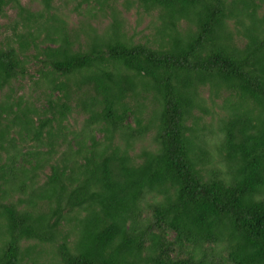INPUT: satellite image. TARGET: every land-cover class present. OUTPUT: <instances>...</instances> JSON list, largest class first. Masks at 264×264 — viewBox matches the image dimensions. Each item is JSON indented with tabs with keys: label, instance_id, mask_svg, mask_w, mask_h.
<instances>
[{
	"label": "trees",
	"instance_id": "obj_1",
	"mask_svg": "<svg viewBox=\"0 0 264 264\" xmlns=\"http://www.w3.org/2000/svg\"><path fill=\"white\" fill-rule=\"evenodd\" d=\"M20 1L0 0L20 16L0 41V264H264V0H124L141 38L115 0ZM32 61L37 105L13 88Z\"/></svg>",
	"mask_w": 264,
	"mask_h": 264
},
{
	"label": "rangeland",
	"instance_id": "obj_2",
	"mask_svg": "<svg viewBox=\"0 0 264 264\" xmlns=\"http://www.w3.org/2000/svg\"><path fill=\"white\" fill-rule=\"evenodd\" d=\"M124 0H115L114 4L116 8L120 11H122V16L125 18L126 21V28L128 30L129 34L134 33L136 38L145 37L152 33L153 29L151 25L149 24V18L147 16H144L141 18L139 23H136V15L133 8H130L129 10L125 9V6L122 4ZM21 5L24 6L27 10L32 11L35 13L34 16H37V10L40 9V4L38 1L34 0H21ZM53 4L56 5V0L53 1ZM85 7V5L83 4ZM70 6H66L63 9H60V14L64 15V17L67 20V26L75 28L76 31H78L81 35L83 34L82 31L79 30L78 23L79 20L83 19L82 21H86L85 17L83 16L85 13L84 10H81L78 12L76 11H70ZM6 15L5 17L0 18V41H3L5 37H8L11 35L14 30L12 29L15 22L20 20V16L17 13V9L13 7H7L6 8ZM45 16V13H44ZM101 19V20H100ZM90 19H88L89 21ZM97 26H99V29L102 28L103 23L106 22L103 18H96ZM99 20L102 22H99ZM94 20L91 22L93 23ZM18 27H20L18 25ZM32 52V51H31ZM35 63L32 61L28 65V75L25 76L20 82H14V95L15 97H18L19 95H24V97H27L32 102H35V104H39L43 99L41 95V89L39 87H34V84L32 80L34 79L36 73H35ZM20 87V88H18ZM206 95V91H205ZM221 101V98H217L216 102ZM218 104L215 103L212 106L211 112H218ZM213 112V113H214ZM205 121H211L212 119L215 120L214 116L211 117L210 115H204ZM45 172L48 173V168L45 169Z\"/></svg>",
	"mask_w": 264,
	"mask_h": 264
}]
</instances>
